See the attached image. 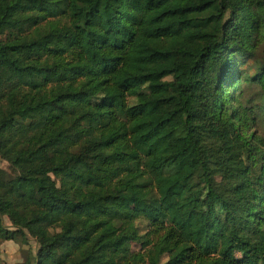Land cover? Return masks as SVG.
<instances>
[{"label": "trees", "instance_id": "1", "mask_svg": "<svg viewBox=\"0 0 264 264\" xmlns=\"http://www.w3.org/2000/svg\"><path fill=\"white\" fill-rule=\"evenodd\" d=\"M257 32L264 0H0V242L32 237L23 264H264V106L234 93Z\"/></svg>", "mask_w": 264, "mask_h": 264}, {"label": "rangeland", "instance_id": "2", "mask_svg": "<svg viewBox=\"0 0 264 264\" xmlns=\"http://www.w3.org/2000/svg\"><path fill=\"white\" fill-rule=\"evenodd\" d=\"M255 39L257 45H255L254 59L243 58L238 56L241 60L239 65V76L240 82L235 83L234 93L237 94L238 99L244 106H264V92L262 87H260L258 81V72L255 65L260 66L264 62V42L258 32L255 33ZM261 41V42H260ZM239 61V62H240ZM233 86L227 88V93L234 89ZM129 102H133L132 98H129ZM258 111V110H257ZM256 126L251 125L246 131V135L250 134V139L253 137L255 140L262 138L264 140V117L262 113L256 112L255 115ZM251 143L255 147L260 145L256 141ZM264 143V142H263ZM9 171L6 162H0V175H5ZM5 223H9L7 219H4ZM140 222V221H139ZM143 227V223H140ZM264 224V223H263ZM37 248L35 240L27 236L25 238L17 236L15 240L1 241L0 242V263L1 264H23L26 259L32 260ZM132 251L140 250L139 244L132 243ZM164 262V261H162Z\"/></svg>", "mask_w": 264, "mask_h": 264}]
</instances>
